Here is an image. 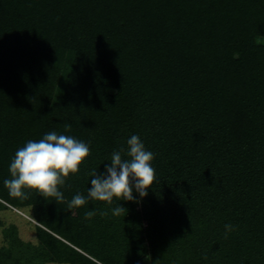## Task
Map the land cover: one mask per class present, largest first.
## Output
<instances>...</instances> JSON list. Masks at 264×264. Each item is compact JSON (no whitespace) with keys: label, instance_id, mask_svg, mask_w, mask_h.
I'll return each mask as SVG.
<instances>
[{"label":"trees","instance_id":"trees-1","mask_svg":"<svg viewBox=\"0 0 264 264\" xmlns=\"http://www.w3.org/2000/svg\"><path fill=\"white\" fill-rule=\"evenodd\" d=\"M51 131L90 148L65 201L10 196L15 152ZM132 135L154 154L147 196L67 210ZM10 206L37 242L5 226L0 264H264V0H0Z\"/></svg>","mask_w":264,"mask_h":264},{"label":"clouds","instance_id":"clouds-1","mask_svg":"<svg viewBox=\"0 0 264 264\" xmlns=\"http://www.w3.org/2000/svg\"><path fill=\"white\" fill-rule=\"evenodd\" d=\"M65 129L70 131L71 125L66 124ZM126 143V148L122 145L112 152L110 163L106 165L103 174L95 169L91 171V187L87 196L75 194L67 202V210L84 206L89 199L106 201L109 205L113 198L132 201L135 199L133 188L140 197L147 196V189L155 180V169L152 166L154 154L146 150L138 135H132ZM89 155L87 143L55 131L48 132L42 139L29 140L17 149L9 166L11 178L4 180V186L14 198L26 200L28 194L24 190L35 189L46 199L52 197L58 204L63 203L65 197L60 186L65 185L70 174L79 172L80 165ZM111 211L112 215L120 216L125 208L118 204ZM95 215V211H88L85 219ZM100 215L108 216V212L102 211ZM225 229L227 238L233 225L226 224Z\"/></svg>","mask_w":264,"mask_h":264},{"label":"rangeland","instance_id":"rangeland-1","mask_svg":"<svg viewBox=\"0 0 264 264\" xmlns=\"http://www.w3.org/2000/svg\"><path fill=\"white\" fill-rule=\"evenodd\" d=\"M28 208H16L10 206L6 209H0V242L3 239V228L11 223L18 227L19 235L25 240L37 242L35 233V221L29 215ZM46 264H68L60 262H47Z\"/></svg>","mask_w":264,"mask_h":264}]
</instances>
